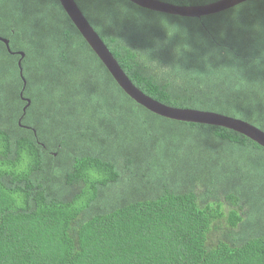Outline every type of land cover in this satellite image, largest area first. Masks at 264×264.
<instances>
[{
	"label": "trees",
	"instance_id": "obj_1",
	"mask_svg": "<svg viewBox=\"0 0 264 264\" xmlns=\"http://www.w3.org/2000/svg\"><path fill=\"white\" fill-rule=\"evenodd\" d=\"M75 1L144 93L264 130V0ZM0 35V264H264V147L137 103L59 0H0Z\"/></svg>",
	"mask_w": 264,
	"mask_h": 264
},
{
	"label": "water",
	"instance_id": "obj_2",
	"mask_svg": "<svg viewBox=\"0 0 264 264\" xmlns=\"http://www.w3.org/2000/svg\"><path fill=\"white\" fill-rule=\"evenodd\" d=\"M64 10L73 21L75 26L78 28L80 33L102 60L105 66L108 68L110 73L113 75L118 84L128 93L137 103L141 104L145 108L152 112L171 118L174 120H182L189 122H199L212 125H219L231 128L238 131L239 133L252 139L262 147H264V130L257 127L256 125L236 117H232L226 114H222L215 111L201 110L195 108H185L167 105L163 102L154 99L153 97L144 93L139 89L128 77L126 72L123 70L113 53L107 47L103 39L97 33V31L90 24L80 7L75 0H59ZM143 8L154 10L158 12H164L168 14H174L186 17H201L214 13L221 12L228 8H231L246 0H217L208 4L203 5H178L163 0H129ZM2 40L9 52L18 53L24 56L23 51L12 52L10 48L9 39L2 37ZM20 73L26 84V80L23 76L22 59L18 61ZM25 88V86H24ZM22 95V93H21ZM30 105V99L28 104L23 108L24 114L27 107ZM21 121V119H20Z\"/></svg>",
	"mask_w": 264,
	"mask_h": 264
},
{
	"label": "clouds",
	"instance_id": "obj_3",
	"mask_svg": "<svg viewBox=\"0 0 264 264\" xmlns=\"http://www.w3.org/2000/svg\"><path fill=\"white\" fill-rule=\"evenodd\" d=\"M174 2H175V3H180V2H181V0H174Z\"/></svg>",
	"mask_w": 264,
	"mask_h": 264
}]
</instances>
